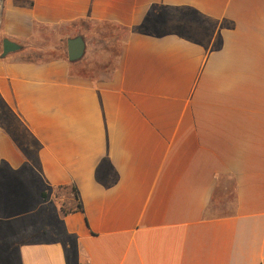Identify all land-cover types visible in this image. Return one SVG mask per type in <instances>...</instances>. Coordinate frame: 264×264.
I'll use <instances>...</instances> for the list:
<instances>
[{
    "label": "crops",
    "instance_id": "0c3cea01",
    "mask_svg": "<svg viewBox=\"0 0 264 264\" xmlns=\"http://www.w3.org/2000/svg\"><path fill=\"white\" fill-rule=\"evenodd\" d=\"M82 22L128 30L108 75ZM0 116V264L264 263V0H0Z\"/></svg>",
    "mask_w": 264,
    "mask_h": 264
},
{
    "label": "rangeland",
    "instance_id": "374dc122",
    "mask_svg": "<svg viewBox=\"0 0 264 264\" xmlns=\"http://www.w3.org/2000/svg\"><path fill=\"white\" fill-rule=\"evenodd\" d=\"M80 32L81 37L85 42V54L81 60L87 58V52L90 53L91 57L93 58L92 61H86L87 69L83 70V73L89 75H99L105 74L108 75L113 68L118 51L121 47V44L125 38L126 32L121 30L120 28L108 25V24H99V23H92V22H82L80 24ZM53 34L50 32H42L39 44L36 47H43L48 46L49 44H53L56 40ZM62 51L65 50V44L62 43ZM55 53L45 54L44 56H54ZM7 122V123H6ZM11 126V120H4L3 117L0 116V125ZM13 135L17 139L19 145H24L27 140L25 137L20 133V130L17 128L12 130ZM22 146V147H23ZM26 153V152H25ZM27 157L32 161L31 166L28 164L24 170H32L35 168V146L32 149L28 150L26 153ZM7 198L8 206L11 208V201L14 200V192L9 194V196H5ZM45 198V196H44ZM54 201L56 207L60 208L64 212L70 210V202H72V197L68 195V192L63 189H57L54 193Z\"/></svg>",
    "mask_w": 264,
    "mask_h": 264
},
{
    "label": "water",
    "instance_id": "95a60500",
    "mask_svg": "<svg viewBox=\"0 0 264 264\" xmlns=\"http://www.w3.org/2000/svg\"><path fill=\"white\" fill-rule=\"evenodd\" d=\"M20 49V46L4 39L2 41V53L1 57H5L11 52H15ZM66 54L69 62L74 63L83 58L85 54V42L81 36H76L67 40L66 42Z\"/></svg>",
    "mask_w": 264,
    "mask_h": 264
},
{
    "label": "trees",
    "instance_id": "16d2710c",
    "mask_svg": "<svg viewBox=\"0 0 264 264\" xmlns=\"http://www.w3.org/2000/svg\"><path fill=\"white\" fill-rule=\"evenodd\" d=\"M166 14H167V13H166ZM162 16H165V14L163 13ZM170 17H171V15H168V16H167L168 20H170ZM170 21H172V22H176L174 19H172V20H170ZM170 21H168V23H169ZM148 22H149V21L147 20V23H148ZM147 23H146V24H147ZM146 24H145V27H144V28H146ZM108 25H109V24H108ZM111 26H112V25H111ZM114 27H117V26H114ZM117 28H120L121 30L125 31L126 33H127V31H128V30L125 29V28H121V27H117ZM86 69H87V68H86ZM86 69H81V74H83V75H87V76H91V77H95V75L93 76V75H89V74L83 73V70H86ZM71 191H72V193H73V195H74L75 200L77 201V200H78V194H77V192L75 191L74 188H72ZM81 210H82V207H81V205L78 203L77 206H76V208L74 209V211H81ZM61 212H62L63 214L67 213V212H64L63 210H61Z\"/></svg>",
    "mask_w": 264,
    "mask_h": 264
},
{
    "label": "built area",
    "instance_id": "2783aa9c",
    "mask_svg": "<svg viewBox=\"0 0 264 264\" xmlns=\"http://www.w3.org/2000/svg\"><path fill=\"white\" fill-rule=\"evenodd\" d=\"M262 264H264V263H262Z\"/></svg>",
    "mask_w": 264,
    "mask_h": 264
}]
</instances>
